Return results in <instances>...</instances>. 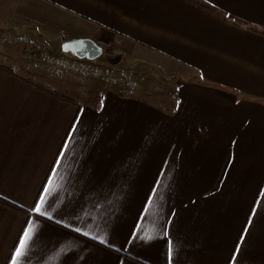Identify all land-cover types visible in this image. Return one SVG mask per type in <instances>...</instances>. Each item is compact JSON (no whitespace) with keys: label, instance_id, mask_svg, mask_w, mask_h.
I'll use <instances>...</instances> for the list:
<instances>
[{"label":"crops","instance_id":"1","mask_svg":"<svg viewBox=\"0 0 264 264\" xmlns=\"http://www.w3.org/2000/svg\"><path fill=\"white\" fill-rule=\"evenodd\" d=\"M0 22V264H264V0H0ZM34 36L91 38L114 74L37 81Z\"/></svg>","mask_w":264,"mask_h":264},{"label":"rangeland","instance_id":"2","mask_svg":"<svg viewBox=\"0 0 264 264\" xmlns=\"http://www.w3.org/2000/svg\"><path fill=\"white\" fill-rule=\"evenodd\" d=\"M12 24V23H11ZM21 27V26H20ZM0 50L3 51L7 48H12L14 45L13 43V30L10 28V23H1L0 22ZM39 32V29L34 28ZM33 30V31H35ZM42 32V31H41ZM13 38V39H11ZM53 38V39H52ZM11 39V40H10ZM54 42V43H53ZM57 43V37H42V36H34L33 37V45L26 44L27 52L26 59L23 58L22 62L24 61L29 64L21 63L19 67L20 69L27 72L28 74L32 75L33 78L37 81L44 82L51 86H57L58 88H61L65 91H72L71 86H77V84H83L82 87L87 86L91 87L93 86V77L92 78H86L83 74L84 63H90L94 62L97 64H104V68L107 73H110L109 75L112 76V70L109 69L107 66V63L102 62L101 56L95 58V59H87L82 58V60L74 58L72 54H65L60 50V47ZM13 53V52H12ZM11 53V54H12ZM106 49L103 50V55H105ZM16 53H13V56ZM1 60H7V58L2 57L0 54ZM81 63V64H79ZM83 61V62H81ZM83 65V66H82ZM89 65V64H87ZM170 65L166 63L165 67H161L157 69V73L155 72L154 75H150L149 71L150 69L147 67H143L142 64H138L137 66L134 65L132 68V71L130 73V77L133 81H139L140 83L143 82V85L147 84L148 81H152V76L154 78H159V81L162 82L163 79H160L161 77L164 78V84H169L173 80L172 71L170 69ZM143 71V72H142ZM146 72V73H145ZM162 73H164L162 75ZM157 75V76H156ZM160 76V77H158ZM151 77V78H150ZM154 80V79H153Z\"/></svg>","mask_w":264,"mask_h":264},{"label":"water","instance_id":"3","mask_svg":"<svg viewBox=\"0 0 264 264\" xmlns=\"http://www.w3.org/2000/svg\"><path fill=\"white\" fill-rule=\"evenodd\" d=\"M61 50L65 53H71L80 59H95L102 56L103 53V48L97 41L86 37L64 40L61 43Z\"/></svg>","mask_w":264,"mask_h":264},{"label":"snow or ice","instance_id":"4","mask_svg":"<svg viewBox=\"0 0 264 264\" xmlns=\"http://www.w3.org/2000/svg\"><path fill=\"white\" fill-rule=\"evenodd\" d=\"M36 211H40V208L37 207ZM28 233H25V237L27 238ZM21 247H23V241L21 243ZM17 255H19V250H17Z\"/></svg>","mask_w":264,"mask_h":264},{"label":"built area","instance_id":"5","mask_svg":"<svg viewBox=\"0 0 264 264\" xmlns=\"http://www.w3.org/2000/svg\"><path fill=\"white\" fill-rule=\"evenodd\" d=\"M104 46L105 48L110 49L112 47V44L108 42H104Z\"/></svg>","mask_w":264,"mask_h":264}]
</instances>
